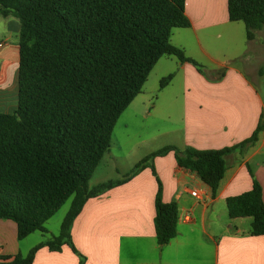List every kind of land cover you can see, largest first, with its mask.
<instances>
[{
	"label": "trees",
	"instance_id": "obj_1",
	"mask_svg": "<svg viewBox=\"0 0 264 264\" xmlns=\"http://www.w3.org/2000/svg\"><path fill=\"white\" fill-rule=\"evenodd\" d=\"M229 20L242 22L252 41L264 29V0H227ZM0 16L19 20L17 108L0 111V221L17 224L18 239L48 233L46 223L72 198L60 233L23 256L0 264H32L42 247L77 253L71 227L85 203L130 180L173 152L180 168L196 174L215 197L227 157L253 147L264 129L222 150L165 146L141 160L123 179L89 187L109 151L115 126L139 96L159 60L175 57L205 67L172 44L175 29L191 27L186 0H0ZM170 74L160 81L169 86ZM250 191L226 199L231 219L250 218V236H264L263 188L248 165ZM159 182L155 231L160 246L178 235L176 202L164 203ZM83 258V257H82ZM81 264L83 261L81 260Z\"/></svg>",
	"mask_w": 264,
	"mask_h": 264
},
{
	"label": "crops",
	"instance_id": "obj_2",
	"mask_svg": "<svg viewBox=\"0 0 264 264\" xmlns=\"http://www.w3.org/2000/svg\"><path fill=\"white\" fill-rule=\"evenodd\" d=\"M186 13L191 27L175 29L171 41L202 64L206 75L175 57L159 60L150 75L158 81L170 74L174 78L162 90L151 88L147 96L158 95L152 109L163 102L169 115L173 105L179 104L183 118L177 129L166 127L155 136L166 139L163 147L201 151L233 147L253 135L261 118L264 121V29L248 41L245 25L229 20L227 0H186ZM9 27L4 44L0 43V106L15 99L13 86L16 103L18 95L19 38L14 40L13 33L19 35L20 25L11 21ZM12 48L17 49L18 58L7 53ZM9 58L13 60L8 62ZM10 64L13 68L9 69ZM178 79L180 92H168ZM146 84L128 108L147 91ZM144 142L143 148L132 146L131 141L121 142L116 149L111 144L89 187L125 178L136 164L161 149ZM227 162L228 170L213 197L196 174L177 165L173 152L157 157L156 175L145 168L85 203L71 227L77 253L68 245L60 251L45 246L37 251L32 264H81V260L83 264H264V236H250L252 220L231 219L226 206L227 198L252 189L248 165L262 185L264 201V129L253 147L230 154ZM158 180L163 186V202H176L180 213L177 237L163 246L157 242L154 222ZM195 191L200 198L192 195ZM60 229L58 234L49 233L58 236ZM34 234L19 241L17 224L0 221V256H26L48 241L41 237L31 241Z\"/></svg>",
	"mask_w": 264,
	"mask_h": 264
},
{
	"label": "rangeland",
	"instance_id": "obj_3",
	"mask_svg": "<svg viewBox=\"0 0 264 264\" xmlns=\"http://www.w3.org/2000/svg\"><path fill=\"white\" fill-rule=\"evenodd\" d=\"M11 21H14L20 25L19 20L15 17L6 19L0 16V43L2 44H4L2 41L7 38V33H9V24H11ZM239 25L244 27L242 22H240ZM13 36L14 40L15 37L17 39L19 38L17 33H13ZM7 53L17 55L18 58V52L15 48H12V50L8 51ZM5 59L7 60V57ZM2 60L4 61V59ZM8 60V62H10L13 59L9 58ZM256 63L260 65L259 61H256ZM10 65L11 66L9 69L13 68V65ZM153 86L156 88V90L158 87L160 88V81L157 80V76H154V74L150 75L148 78V84H146L145 88L147 91L144 92V94L138 98V100L130 108H128L118 120L112 135L111 144L113 147L120 145L123 141H131L132 146L140 145L141 148H143L144 146L142 145L145 143L144 141H146L148 144L151 142V145H154L153 147L162 148L166 139H164V137L155 136L158 131L165 129L166 127H168V129H177L181 126L183 114L182 108L179 104L173 105L169 115L167 114L168 108L163 104V102H157L158 106L156 109H152L153 105L156 103L158 95L155 94L153 98L148 97L147 95H149ZM180 90L181 85L178 79L172 84V86L169 87L168 92L171 91L179 93ZM12 93H14L13 96H15L16 99L17 93L14 86ZM15 99L7 106H0V110L10 113L13 112L17 108ZM160 103H162V106H160ZM116 148L117 147L114 149ZM71 202L72 198L68 200L67 203L46 223L45 226L48 233L44 234L42 232H35V234L30 238L31 241L36 242L37 238L39 239V237L46 240L51 239L54 236L49 233L50 231H54L58 234V229L61 227V222L70 210Z\"/></svg>",
	"mask_w": 264,
	"mask_h": 264
},
{
	"label": "built area",
	"instance_id": "obj_4",
	"mask_svg": "<svg viewBox=\"0 0 264 264\" xmlns=\"http://www.w3.org/2000/svg\"><path fill=\"white\" fill-rule=\"evenodd\" d=\"M1 46V45H0ZM192 195L196 198H200L199 194L195 191V192H192Z\"/></svg>",
	"mask_w": 264,
	"mask_h": 264
}]
</instances>
